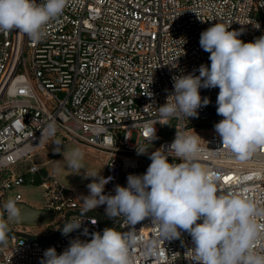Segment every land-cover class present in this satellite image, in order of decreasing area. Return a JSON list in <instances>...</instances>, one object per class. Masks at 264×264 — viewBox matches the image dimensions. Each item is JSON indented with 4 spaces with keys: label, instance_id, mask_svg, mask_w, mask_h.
<instances>
[{
    "label": "built area",
    "instance_id": "built-area-1",
    "mask_svg": "<svg viewBox=\"0 0 264 264\" xmlns=\"http://www.w3.org/2000/svg\"><path fill=\"white\" fill-rule=\"evenodd\" d=\"M217 22L231 24L230 31L241 32L239 39L252 42L264 36V0H69L38 42L16 30L0 32V205L9 198L22 202V195L11 191L40 176L49 198L44 209L62 212L46 239L32 232L17 235L9 221L15 234L0 245V264H41L48 248L60 254L74 239L87 242L103 233L96 216L81 214L83 204L56 172L44 174L45 166L33 160L55 140L62 151L74 143L105 154L101 176L112 179L104 192L114 195L117 185L127 186L130 174H145L149 155L161 147L167 151L176 133L198 135L196 162L217 177L218 194L234 193L264 208V146L245 160L222 147L214 127L223 119L216 111L219 88L200 89L210 103L198 117L158 123V108L174 90L173 77L198 76L201 65L210 67V53L199 41ZM53 121L55 135L42 134ZM154 127L156 138L150 142L147 130ZM142 146L147 152L138 155ZM168 159L181 162L174 155ZM22 165L26 172H18ZM70 220H82L81 228L62 235ZM257 222L264 225V218ZM117 231L137 237L129 249L132 264H195L188 232L162 242L150 217L134 226L122 217ZM254 250L264 254V239Z\"/></svg>",
    "mask_w": 264,
    "mask_h": 264
},
{
    "label": "clouds",
    "instance_id": "clouds-1",
    "mask_svg": "<svg viewBox=\"0 0 264 264\" xmlns=\"http://www.w3.org/2000/svg\"><path fill=\"white\" fill-rule=\"evenodd\" d=\"M69 0H0V32L16 30L33 41L45 35L47 23L60 16ZM231 24L217 22L200 35L201 48L210 53V67L201 65L199 75L190 73L173 77V92L158 108L164 124L174 116L198 117V110L210 100L202 98L200 89L219 88L217 114L223 119L214 127L222 147L230 149L239 160H245L258 146H264V36L243 42L241 32L229 30ZM55 122L47 124L42 134L53 137ZM152 142L156 129L148 128ZM198 135L176 133L167 151L163 147L149 155L151 160L143 175H129L127 186L117 185L115 194H105V185L112 177L85 170L89 195L81 197L87 213L106 205L110 218L123 216L130 225L151 218L160 240L179 239L181 230L188 232L195 248V264H264V254L254 250L256 241L264 239V208L240 195L218 194L217 177L196 162L200 148ZM60 151V141L53 142ZM137 147V154L147 152ZM84 152L79 148L67 154L73 174L84 170ZM179 159L170 163L168 157ZM0 245H6L9 221H22L16 199L0 205ZM6 215L7 220L4 218ZM197 221H202L197 223ZM95 223V220L92 221ZM82 220L64 223L62 235L81 228ZM87 233V229H85ZM137 237L113 228L94 233L90 241L74 239L60 254L54 247L45 250L41 264H132L129 249Z\"/></svg>",
    "mask_w": 264,
    "mask_h": 264
},
{
    "label": "rangeland",
    "instance_id": "rangeland-1",
    "mask_svg": "<svg viewBox=\"0 0 264 264\" xmlns=\"http://www.w3.org/2000/svg\"><path fill=\"white\" fill-rule=\"evenodd\" d=\"M136 140V136L132 137V141ZM63 144L60 145V151H54L57 147L55 144L51 143L50 145L46 144L43 148L35 155L33 160L40 164L41 166H45L48 172L52 173L56 172L58 180L60 183L67 189L73 191L76 195V199L78 202L82 203L81 197L89 195V189L87 185L92 182V178H85L84 172L85 170L89 173L96 172L100 175L103 172L104 160L106 159V155L99 153L95 150L89 148H80V146L70 143L65 149L62 151ZM79 147L84 152V159L82 161L84 170L82 169L79 174H73V171L68 167V161L66 159L67 154L74 148ZM53 159L52 161H49ZM18 172H26L27 166L22 165L17 168ZM43 174V173H42ZM20 193L22 195V202L38 208L44 209L46 208L47 200L49 199L47 196V191L42 186V184L27 182L20 187L11 191V195L14 196L16 193ZM103 207L106 208V205ZM97 210V209H94ZM54 219L52 223L55 221H59L62 217V212L54 211L53 212ZM5 218V217H4ZM50 224V225H49ZM43 224L39 226H25L20 223L14 224L13 228L15 231H25L32 232L42 236L43 239L47 238L46 234L50 231V228H56L57 224ZM64 226V225H63ZM62 227L59 226L58 230Z\"/></svg>",
    "mask_w": 264,
    "mask_h": 264
},
{
    "label": "water",
    "instance_id": "water-1",
    "mask_svg": "<svg viewBox=\"0 0 264 264\" xmlns=\"http://www.w3.org/2000/svg\"><path fill=\"white\" fill-rule=\"evenodd\" d=\"M18 206L21 208L22 216L25 217L22 221L17 220L13 224L20 223L25 226H39L49 224L53 220V214L47 209H38L24 202H20ZM15 232H10L9 235H14Z\"/></svg>",
    "mask_w": 264,
    "mask_h": 264
},
{
    "label": "trees",
    "instance_id": "trees-1",
    "mask_svg": "<svg viewBox=\"0 0 264 264\" xmlns=\"http://www.w3.org/2000/svg\"><path fill=\"white\" fill-rule=\"evenodd\" d=\"M47 173V170L44 171V174ZM34 183H38L41 184L42 183V178L40 176H37ZM90 214L96 216L99 221L101 222L102 228H113L115 230L118 229L119 223L122 219L123 216H118V217H114V218H110L107 214H106V208L105 207H101V208H97V210H92L89 211ZM59 221H57L56 223L53 224H57V226L59 225ZM51 236L50 233L47 232L46 237ZM46 239V238H45Z\"/></svg>",
    "mask_w": 264,
    "mask_h": 264
},
{
    "label": "flooded vegetation",
    "instance_id": "flooded-vegetation-1",
    "mask_svg": "<svg viewBox=\"0 0 264 264\" xmlns=\"http://www.w3.org/2000/svg\"><path fill=\"white\" fill-rule=\"evenodd\" d=\"M51 224H53V223L51 222ZM49 225H50V224H49ZM51 229H53V228H50V230H51ZM57 231H59V230H57ZM24 233H25V231L16 232L17 235H23Z\"/></svg>",
    "mask_w": 264,
    "mask_h": 264
},
{
    "label": "snow or ice",
    "instance_id": "snow-or-ice-1",
    "mask_svg": "<svg viewBox=\"0 0 264 264\" xmlns=\"http://www.w3.org/2000/svg\"><path fill=\"white\" fill-rule=\"evenodd\" d=\"M226 179H227V177H226Z\"/></svg>",
    "mask_w": 264,
    "mask_h": 264
}]
</instances>
